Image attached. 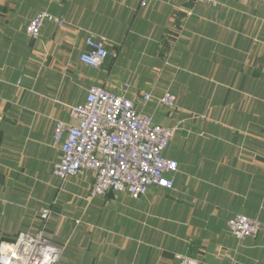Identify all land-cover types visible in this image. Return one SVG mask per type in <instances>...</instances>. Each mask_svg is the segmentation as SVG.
Masks as SVG:
<instances>
[{"label": "crops", "instance_id": "0c3cea01", "mask_svg": "<svg viewBox=\"0 0 264 264\" xmlns=\"http://www.w3.org/2000/svg\"><path fill=\"white\" fill-rule=\"evenodd\" d=\"M140 1L0 0V245L42 230L62 248L57 264H264V4ZM44 11L62 26L28 39ZM89 35L116 54L99 69L79 61ZM124 84L139 111L176 127L163 154L178 172L170 191L91 198L90 171L52 174L55 122L89 86ZM167 91L174 108L158 102ZM238 214L261 222L255 238L229 233Z\"/></svg>", "mask_w": 264, "mask_h": 264}, {"label": "built area", "instance_id": "2783aa9c", "mask_svg": "<svg viewBox=\"0 0 264 264\" xmlns=\"http://www.w3.org/2000/svg\"><path fill=\"white\" fill-rule=\"evenodd\" d=\"M147 1L141 0V6H146ZM195 1L217 5L215 0ZM255 1L264 4V0ZM47 22L63 24L48 11L37 13L25 28L27 38L39 39ZM110 46L106 39L87 36L80 63L99 69L106 59L116 57L109 51ZM122 87L121 92L114 93L100 86H89L83 103L70 108L66 122H55L52 143L61 158L54 164L52 174L64 181L90 171L94 174L91 198L126 193L136 200L153 186L170 191L171 176L178 172L177 162L163 154L176 127L155 123L152 115L139 111L127 97V85ZM142 100L149 102L151 94L142 95ZM158 102L165 108H174L176 97L167 91ZM50 215L51 210L44 209L40 217L46 221ZM260 228L259 220L241 214L227 221L229 233L237 240L255 238ZM61 255L62 248L49 242L42 230L35 234L19 233L14 241L0 245V264H57ZM175 259L177 264L199 263L190 255H175Z\"/></svg>", "mask_w": 264, "mask_h": 264}]
</instances>
